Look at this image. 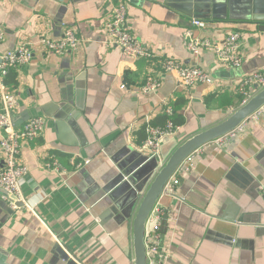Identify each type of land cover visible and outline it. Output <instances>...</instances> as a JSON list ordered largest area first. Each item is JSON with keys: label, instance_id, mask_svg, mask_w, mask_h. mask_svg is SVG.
Instances as JSON below:
<instances>
[{"label": "crops", "instance_id": "crops-1", "mask_svg": "<svg viewBox=\"0 0 264 264\" xmlns=\"http://www.w3.org/2000/svg\"><path fill=\"white\" fill-rule=\"evenodd\" d=\"M120 3L153 60L106 46L105 26ZM193 19L203 22L199 38L240 33L242 67H226L210 51L189 53L183 32ZM262 22L264 0H0V53L34 47L32 62L15 70L17 87L6 86L18 101L14 124L46 121L43 136L23 142L18 156L28 169L23 206L0 195V264H134L133 219L156 173L180 143L240 108L237 83L264 76ZM67 29L81 41L75 52L58 56L38 44ZM165 58L198 66L214 83L179 88L158 71ZM150 76L162 87L144 96ZM178 101L185 124L158 156L141 152L146 125ZM4 159L0 149V167ZM54 159L64 170L47 167ZM164 206L167 264H264V120L222 148L202 147Z\"/></svg>", "mask_w": 264, "mask_h": 264}, {"label": "built area", "instance_id": "built-area-1", "mask_svg": "<svg viewBox=\"0 0 264 264\" xmlns=\"http://www.w3.org/2000/svg\"><path fill=\"white\" fill-rule=\"evenodd\" d=\"M203 22L193 19L190 27L183 32V46L194 56H200L206 51H210L216 60L231 69H239L243 65V57L240 53L241 39L240 33H230L223 41L213 42L207 38H199L195 35V29L200 28ZM106 41L108 47H118L127 57L134 60H148L155 58L149 47L144 45L130 32L128 27V8L125 3H120L113 9V14L105 26ZM5 39V31L0 28V43ZM80 39L74 31L67 29L62 38L51 40L43 38L38 44L45 47L50 52L62 56L69 52H75L80 46ZM34 59V47L22 44L16 49L0 53V149L5 154V159L0 167V191L6 192L17 199L23 201L22 186L28 169L18 163V156L21 153L23 142H31L43 136L46 121L41 117H31L22 126H15L13 113L17 108V98L10 93L4 80L12 70H17L26 66ZM160 74L174 75L178 82V87L191 89L197 84H213L211 76L198 66L184 65L174 59L165 58L158 62ZM162 87V83L157 76H150L139 89V93L150 96ZM122 88H125L123 86ZM264 89V76L260 73L250 74L244 77L236 85V91L241 96V106L247 104L259 91ZM240 106V107H241ZM234 112V111H233ZM162 113L167 116L173 115V108L166 105ZM264 120V106L252 114L238 128L228 133L226 136L210 143L218 148L233 142L242 134L249 125L259 124ZM179 130L168 120L166 126L158 127L150 123L146 125L147 137L140 147L141 152H148L150 155L158 156L162 150V143L165 138L174 137ZM201 149V148H200ZM195 151L179 166L177 171L166 184L163 193L152 210L145 230V247L148 264H167L171 258L170 251L165 244L162 232L165 216H169L168 209L164 206V200L174 197L180 184L181 175L192 168V163L199 150ZM90 162L86 161L84 165ZM47 167L53 171L64 170L59 162L54 159ZM10 206L17 209V202L10 200ZM169 222V218L167 220Z\"/></svg>", "mask_w": 264, "mask_h": 264}, {"label": "water", "instance_id": "water-1", "mask_svg": "<svg viewBox=\"0 0 264 264\" xmlns=\"http://www.w3.org/2000/svg\"><path fill=\"white\" fill-rule=\"evenodd\" d=\"M259 28L260 31H264V22L260 23ZM262 106H264V89L259 91L247 104L232 112L222 122L201 131L180 143L174 152L166 159L165 164L156 173L140 201L133 219L134 264H148L145 247L146 223L152 210L159 201L166 184L177 171L179 166L187 157L198 149L226 136L228 133L238 128ZM0 195H4L10 200L17 202V199L14 196L8 195L4 191H0ZM17 205L21 207L23 206L22 203L18 202ZM168 218L169 216L166 215L163 222V233H167L168 231Z\"/></svg>", "mask_w": 264, "mask_h": 264}, {"label": "trees", "instance_id": "trees-1", "mask_svg": "<svg viewBox=\"0 0 264 264\" xmlns=\"http://www.w3.org/2000/svg\"><path fill=\"white\" fill-rule=\"evenodd\" d=\"M4 84L6 86H10L12 88H16L18 84L17 80V73L15 70H12L9 72L7 77L5 78ZM185 104L184 101H178L174 105H172L173 108V115L172 116H167L166 114H162L160 122L157 124L156 123H150L153 126H158V127H165L167 124V121L170 120L175 127H182L185 124V117L181 113L182 107ZM230 115V113H229ZM144 131L146 132V127L144 128ZM147 137V136H146Z\"/></svg>", "mask_w": 264, "mask_h": 264}]
</instances>
